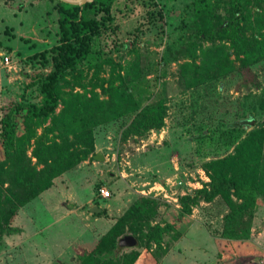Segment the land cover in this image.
Wrapping results in <instances>:
<instances>
[{
  "label": "trees",
  "instance_id": "obj_1",
  "mask_svg": "<svg viewBox=\"0 0 264 264\" xmlns=\"http://www.w3.org/2000/svg\"><path fill=\"white\" fill-rule=\"evenodd\" d=\"M48 1L53 2L50 9L56 25L51 37L55 38L48 47L23 57L21 61L35 72L16 98L0 105V241H11L20 207L88 157L96 129H109L123 142L164 125L166 96L164 81L159 78L172 62L176 63L173 77L180 92L222 84L225 77L228 85L237 83L246 89L236 98L237 106L228 120L212 118L200 123L203 131L197 138L216 135L223 152L200 163L208 181L191 194L179 196L178 201L180 213L189 214L191 206L217 198L216 205L222 207L219 235L229 240L248 239L256 208L259 203L264 205V82L257 78L258 70L264 73V0H189L183 7L178 34L163 41L157 63L146 64H140L135 42L129 47L125 42H113L115 50L131 54L126 59L124 55L114 58L103 50L101 37L115 34L117 21L135 15L137 8L144 10L149 24L163 32L164 9L158 0ZM11 30L10 26L3 29L9 37L2 42L0 38L5 49L0 58L13 49ZM156 64L164 68L158 72ZM149 71L155 89L142 102L131 84ZM245 75L252 80L243 81ZM258 87L253 95L251 89ZM27 89L35 93H26ZM103 182L93 185L95 197L86 204L92 218L106 215L101 203H107L111 193L103 199L98 195ZM158 204L150 195L135 197L111 217L109 226L75 264H133L140 248H161L173 225L158 220L150 223L155 221ZM90 206L99 210L91 211ZM124 235L132 237L130 246L118 244ZM162 251H168L166 245Z\"/></svg>",
  "mask_w": 264,
  "mask_h": 264
},
{
  "label": "rangeland",
  "instance_id": "obj_2",
  "mask_svg": "<svg viewBox=\"0 0 264 264\" xmlns=\"http://www.w3.org/2000/svg\"><path fill=\"white\" fill-rule=\"evenodd\" d=\"M158 1L164 9V22L160 21L164 24L163 32L149 24L144 10L137 8L135 15L117 21L115 34L108 32L101 37L103 50L111 52L114 58L124 55L126 59L131 54L125 49L115 50L113 42H125L127 47L135 42L140 64L157 63L163 41L178 34L183 7L189 0ZM52 3L0 0L1 42L9 37L3 33L4 27L10 26L14 34L9 43L13 49L5 52L13 65L9 68L0 65V105L16 98L35 72L22 62L23 57L53 42L55 36L51 34L56 24L55 13L50 9ZM22 38L28 40L21 41ZM0 51L5 49L0 46ZM175 67L176 63H170L166 66L167 73L159 78L164 81L166 96L164 125L158 131L148 130L144 137L123 142L109 129H96L93 151L88 157L54 178L50 188L19 208L11 241H0V264H75L109 226L111 217L120 214L135 197L148 195L159 202L155 221L150 223L166 221L173 229L164 235L161 248L153 245L140 248L133 264H264V205L259 203L256 208L250 237L229 240L219 235L222 207L216 205L217 198L191 206L189 214L180 213L178 201L179 196L191 194L208 181L200 163L210 155L223 152L216 135L197 138L198 132L203 131L200 123L205 120L208 123L212 118L217 122L228 120L237 106L236 98L246 89L237 83L228 85L225 77L222 84L200 85L180 92L173 77ZM162 68L156 64L158 72ZM257 78L263 83L264 73L258 70ZM152 79L153 72L149 71L131 84L137 88L132 90H138L142 102L155 89ZM249 80L252 77L245 75L243 81ZM26 91L35 93L33 89ZM252 91L253 95L257 94L259 87ZM95 153H100L101 159H96ZM103 180L101 185L111 187L107 188L111 193L107 203H101L105 205L106 215L92 219L87 216L86 200L95 197L93 185ZM165 245L166 253L162 251Z\"/></svg>",
  "mask_w": 264,
  "mask_h": 264
},
{
  "label": "built area",
  "instance_id": "obj_3",
  "mask_svg": "<svg viewBox=\"0 0 264 264\" xmlns=\"http://www.w3.org/2000/svg\"><path fill=\"white\" fill-rule=\"evenodd\" d=\"M0 65L3 67H6L9 68L10 65H13L12 61H11V58L8 54H4V53H1V58H0ZM125 153V151H124ZM162 190H163V187H161ZM149 192V191H148ZM142 195H147V194H144V193H141ZM98 195L101 196L102 198H107L110 196V192L107 188H105L104 186H100L98 188Z\"/></svg>",
  "mask_w": 264,
  "mask_h": 264
},
{
  "label": "water",
  "instance_id": "obj_4",
  "mask_svg": "<svg viewBox=\"0 0 264 264\" xmlns=\"http://www.w3.org/2000/svg\"><path fill=\"white\" fill-rule=\"evenodd\" d=\"M65 1H68V2H75V3H81V2H83V1H85V0H77V1H70V0H65ZM94 157L96 158V159H101V156H100V153H95L94 154ZM90 210L91 211H98L99 210V208L98 207H90ZM133 243V239H132V237L130 236V235H124L123 237H121L119 240H118V244L119 245H131Z\"/></svg>",
  "mask_w": 264,
  "mask_h": 264
},
{
  "label": "crops",
  "instance_id": "obj_5",
  "mask_svg": "<svg viewBox=\"0 0 264 264\" xmlns=\"http://www.w3.org/2000/svg\"><path fill=\"white\" fill-rule=\"evenodd\" d=\"M90 199L92 200V198H89L88 200H86L87 201V203H89L90 202ZM87 216H90V213H87ZM95 218H97L96 216H94L92 219H95ZM87 249V248H86ZM87 251V250H86Z\"/></svg>",
  "mask_w": 264,
  "mask_h": 264
},
{
  "label": "clouds",
  "instance_id": "obj_6",
  "mask_svg": "<svg viewBox=\"0 0 264 264\" xmlns=\"http://www.w3.org/2000/svg\"><path fill=\"white\" fill-rule=\"evenodd\" d=\"M103 186V185H102ZM105 187V186H104ZM106 188V187H105ZM101 197V196H100ZM102 198V197H101ZM103 199V198H102ZM102 206H105V205H102ZM90 207H93V206H90ZM123 246V245H122Z\"/></svg>",
  "mask_w": 264,
  "mask_h": 264
}]
</instances>
